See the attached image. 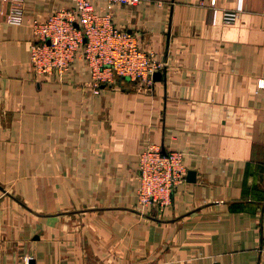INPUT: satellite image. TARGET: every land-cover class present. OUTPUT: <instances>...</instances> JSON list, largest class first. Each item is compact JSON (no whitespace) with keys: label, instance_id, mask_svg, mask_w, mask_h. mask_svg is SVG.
Listing matches in <instances>:
<instances>
[{"label":"crops","instance_id":"0c3cea01","mask_svg":"<svg viewBox=\"0 0 264 264\" xmlns=\"http://www.w3.org/2000/svg\"><path fill=\"white\" fill-rule=\"evenodd\" d=\"M18 2L13 24L0 0V264H264V0L116 4L168 68L100 86L81 58L31 68L32 21L74 0ZM148 141L187 168L161 210L138 200Z\"/></svg>","mask_w":264,"mask_h":264},{"label":"built area","instance_id":"2783aa9c","mask_svg":"<svg viewBox=\"0 0 264 264\" xmlns=\"http://www.w3.org/2000/svg\"><path fill=\"white\" fill-rule=\"evenodd\" d=\"M14 3L8 21L22 24L24 10L20 0H2ZM105 3L100 13L96 2ZM140 0H74L73 8L62 7L46 18H36L31 27L34 40L30 45V64L39 77L62 74L78 58L85 60L95 84H112L114 78H129L150 84L154 74L164 72L168 62L159 60L145 50L136 35L119 28L115 22V5H134ZM216 0H212L214 5ZM0 13L3 10L0 9ZM235 11H226L225 20L234 22ZM187 168L184 153L164 150L151 141L146 142L139 154L138 200L143 208L163 209L173 202L175 189L185 180ZM31 257H26L27 261Z\"/></svg>","mask_w":264,"mask_h":264},{"label":"water","instance_id":"95a60500","mask_svg":"<svg viewBox=\"0 0 264 264\" xmlns=\"http://www.w3.org/2000/svg\"><path fill=\"white\" fill-rule=\"evenodd\" d=\"M161 77H162V72H160V71H158L154 74V79H156V80L161 79ZM125 78H127V77H125ZM127 79H129V78H127Z\"/></svg>","mask_w":264,"mask_h":264}]
</instances>
